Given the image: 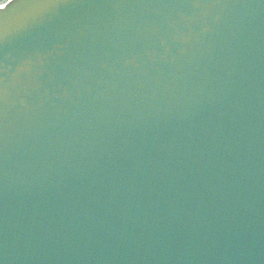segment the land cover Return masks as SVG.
<instances>
[{
    "label": "water",
    "instance_id": "obj_1",
    "mask_svg": "<svg viewBox=\"0 0 264 264\" xmlns=\"http://www.w3.org/2000/svg\"><path fill=\"white\" fill-rule=\"evenodd\" d=\"M0 264H264V0L3 4Z\"/></svg>",
    "mask_w": 264,
    "mask_h": 264
},
{
    "label": "trees",
    "instance_id": "obj_2",
    "mask_svg": "<svg viewBox=\"0 0 264 264\" xmlns=\"http://www.w3.org/2000/svg\"><path fill=\"white\" fill-rule=\"evenodd\" d=\"M9 0H0V5L5 4L6 2H8Z\"/></svg>",
    "mask_w": 264,
    "mask_h": 264
},
{
    "label": "snow or ice",
    "instance_id": "obj_3",
    "mask_svg": "<svg viewBox=\"0 0 264 264\" xmlns=\"http://www.w3.org/2000/svg\"><path fill=\"white\" fill-rule=\"evenodd\" d=\"M3 7V5H0V8H2Z\"/></svg>",
    "mask_w": 264,
    "mask_h": 264
}]
</instances>
